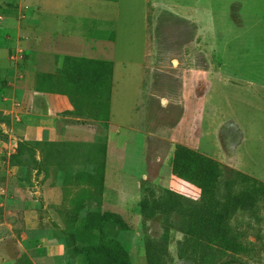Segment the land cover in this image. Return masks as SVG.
Segmentation results:
<instances>
[{"label": "rangeland", "instance_id": "1", "mask_svg": "<svg viewBox=\"0 0 264 264\" xmlns=\"http://www.w3.org/2000/svg\"><path fill=\"white\" fill-rule=\"evenodd\" d=\"M230 2L213 0L211 17L198 28L192 0H121L119 28L133 30L120 41L132 46L120 57L133 61L120 66L117 80L121 120L108 108L111 65L83 66L89 78L73 82L102 104L89 108L104 142L98 150L130 173L119 178L123 215L113 212L121 226L111 233L132 264H264V26L227 8ZM33 148L16 138L0 144V188H10L0 192V220L5 203L32 196L15 191L6 158L28 170ZM99 211H82L66 229ZM7 223L0 233L10 232ZM11 228L25 249L37 244L36 229ZM17 244L13 235L0 242L9 264H103L82 254L73 259L70 241L53 257L19 252Z\"/></svg>", "mask_w": 264, "mask_h": 264}, {"label": "crops", "instance_id": "2", "mask_svg": "<svg viewBox=\"0 0 264 264\" xmlns=\"http://www.w3.org/2000/svg\"><path fill=\"white\" fill-rule=\"evenodd\" d=\"M212 1L192 0L197 5L192 17L198 28L211 17ZM218 1H231L227 8L234 7L255 26H264V0ZM120 13L121 0H0V144L16 138L35 146L31 165H25L28 170L6 158L7 176L17 179L15 191L22 195L26 188L32 196L4 204L7 216L0 225L8 222L10 232L0 233V242L13 235L21 244L11 226L24 225L39 232L37 244L26 249L53 257L63 253L67 242L62 229L78 222L82 211L97 208L123 215L117 201L126 191L118 182L130 173L98 150L104 142L96 136L98 119H93L89 108H102V104L87 99L80 85L73 84L89 78L83 66L111 65L116 83L108 108L113 120H121L115 111L121 105L117 80L124 76L120 66L133 61L120 57L121 50L132 48L120 41L121 34L133 30L119 28ZM15 47L23 50L16 63L9 59ZM109 142L113 139L107 138ZM119 144L118 138L115 145ZM46 145L54 151H46ZM1 189L10 193L7 186ZM14 194L11 197L16 198ZM16 247L19 252L26 250L22 244ZM1 255L2 247L0 264H9ZM72 258L78 260L80 254Z\"/></svg>", "mask_w": 264, "mask_h": 264}, {"label": "trees", "instance_id": "3", "mask_svg": "<svg viewBox=\"0 0 264 264\" xmlns=\"http://www.w3.org/2000/svg\"><path fill=\"white\" fill-rule=\"evenodd\" d=\"M114 214L110 211L90 212L84 216L80 227L63 229L64 237L73 244L72 255L83 254L91 263L132 264L126 248L111 233L112 228L121 226L120 219ZM77 241L81 245L77 246Z\"/></svg>", "mask_w": 264, "mask_h": 264}, {"label": "built area", "instance_id": "4", "mask_svg": "<svg viewBox=\"0 0 264 264\" xmlns=\"http://www.w3.org/2000/svg\"><path fill=\"white\" fill-rule=\"evenodd\" d=\"M23 58V50L21 47H15L9 54V59L16 63L19 62ZM14 151V148H11V152ZM0 190H2L0 188Z\"/></svg>", "mask_w": 264, "mask_h": 264}]
</instances>
